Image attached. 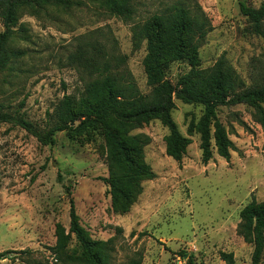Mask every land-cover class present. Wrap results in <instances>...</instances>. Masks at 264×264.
<instances>
[{
  "label": "rangeland",
  "instance_id": "rangeland-1",
  "mask_svg": "<svg viewBox=\"0 0 264 264\" xmlns=\"http://www.w3.org/2000/svg\"><path fill=\"white\" fill-rule=\"evenodd\" d=\"M241 3L257 10L264 0H130V18L99 3L22 10L19 28L4 45L17 56L0 71V113L45 135L63 97L83 92L87 77L70 57L94 42L122 59L118 72L130 74L147 106L161 105L166 89L153 77L158 51L152 22L178 5L210 24L199 48L200 69L223 58L245 89H258L264 85V39L241 15ZM260 27L264 31V21ZM169 60L164 79L174 86L190 68ZM173 102L172 120L186 137L202 107ZM216 114L234 145L228 162L213 151L202 164L198 135L181 163L174 162L165 154L168 131L158 121L130 132L145 141L142 157L152 177L140 182L127 212L112 207L102 180L109 174L99 128L56 132L53 143L43 145L15 124L0 123V253H7L0 264H80L73 260L80 250L69 233L70 201L89 238L106 244L108 264H183L180 253L198 264H225L220 253L232 254L234 264H251L252 246L238 233L239 212L252 198L264 202V128L246 105L219 107Z\"/></svg>",
  "mask_w": 264,
  "mask_h": 264
},
{
  "label": "trees",
  "instance_id": "trees-1",
  "mask_svg": "<svg viewBox=\"0 0 264 264\" xmlns=\"http://www.w3.org/2000/svg\"><path fill=\"white\" fill-rule=\"evenodd\" d=\"M86 3L102 4L109 13L122 18H130L133 12L130 0H0V22L4 29L0 34V71L11 57L17 56L5 49L4 45L14 37V29L19 28L22 10L37 14L48 8L68 9ZM239 8L241 15L252 23L254 33L264 39V31L260 27L264 21V3L257 10L242 3ZM152 29L158 51L153 77L166 89V98L161 105L147 106L130 74L124 70L118 72L122 59L94 42L81 44L76 54L70 57L69 63L87 77L83 92L78 97H63L45 135L38 134L29 122L14 120L6 113H0V123L15 124L38 137L43 145L52 144L56 132L99 128L105 142L109 174L107 179L102 180L109 188L112 207L118 212L129 210L141 193L140 182L152 177L142 157L145 145L143 137L130 135L134 128L158 121L168 131L164 139L165 154L178 164L192 143L191 137L198 135L204 165L212 159L213 151L226 162L234 151L232 141L217 119L216 110L219 107L246 105L254 111L260 126L264 128V85L258 89H245L223 58L210 69H200L199 48L211 29L202 14H191L182 5L173 6L154 18ZM18 33L23 34V30L20 29ZM169 40L171 43L165 44ZM169 57L185 61L190 68V72L181 76L174 86L164 79ZM173 99L184 105L202 107L199 120L188 124L186 137L179 133L172 120L171 113L175 109ZM69 203V233L74 236L80 250V255L73 260L80 264H108L106 244L89 238L78 222L72 201ZM239 220L238 233L245 243L252 246L251 264H261L264 254V202L257 203L252 198L240 210ZM65 240L60 231L57 245L63 248ZM6 255L0 253V261ZM180 256L183 264H198L191 256L185 259V253H180ZM219 257L225 264H234L232 254L220 253Z\"/></svg>",
  "mask_w": 264,
  "mask_h": 264
}]
</instances>
